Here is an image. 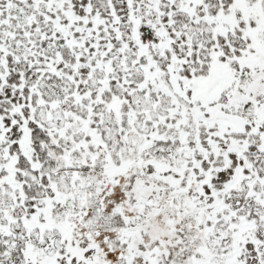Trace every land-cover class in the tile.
<instances>
[{
  "label": "snow or ice",
  "instance_id": "obj_1",
  "mask_svg": "<svg viewBox=\"0 0 264 264\" xmlns=\"http://www.w3.org/2000/svg\"><path fill=\"white\" fill-rule=\"evenodd\" d=\"M0 264H264V0H0Z\"/></svg>",
  "mask_w": 264,
  "mask_h": 264
}]
</instances>
